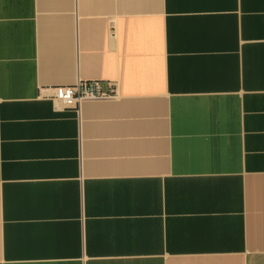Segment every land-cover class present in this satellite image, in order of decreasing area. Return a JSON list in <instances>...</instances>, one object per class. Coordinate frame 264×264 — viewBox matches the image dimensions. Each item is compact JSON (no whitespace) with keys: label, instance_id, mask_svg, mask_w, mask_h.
<instances>
[{"label":"crops","instance_id":"crops-1","mask_svg":"<svg viewBox=\"0 0 264 264\" xmlns=\"http://www.w3.org/2000/svg\"><path fill=\"white\" fill-rule=\"evenodd\" d=\"M0 264H264V0H0Z\"/></svg>","mask_w":264,"mask_h":264},{"label":"built area","instance_id":"built-area-1","mask_svg":"<svg viewBox=\"0 0 264 264\" xmlns=\"http://www.w3.org/2000/svg\"><path fill=\"white\" fill-rule=\"evenodd\" d=\"M50 98L62 109L79 110L83 101L108 98L109 93L103 92L101 82L80 80L73 86L54 87Z\"/></svg>","mask_w":264,"mask_h":264}]
</instances>
